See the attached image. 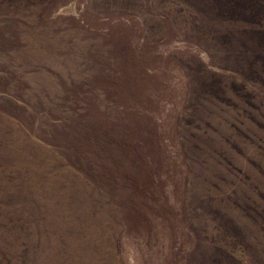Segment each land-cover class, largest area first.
<instances>
[{"label":"rangeland","instance_id":"1","mask_svg":"<svg viewBox=\"0 0 264 264\" xmlns=\"http://www.w3.org/2000/svg\"><path fill=\"white\" fill-rule=\"evenodd\" d=\"M213 12L0 0V264H264V41Z\"/></svg>","mask_w":264,"mask_h":264},{"label":"trees","instance_id":"2","mask_svg":"<svg viewBox=\"0 0 264 264\" xmlns=\"http://www.w3.org/2000/svg\"><path fill=\"white\" fill-rule=\"evenodd\" d=\"M206 3L215 6V15L214 17L218 18H227L229 21H237V22H244L247 25L251 26H257L259 30H250L249 32H244L246 35L245 42H241L240 49L247 52L249 49H247L245 43H248L249 45L253 43H259L263 44L264 41V25L263 20L264 19V0H206ZM213 8V6H212ZM214 10V8H213ZM220 14V15H219ZM224 16V17H221ZM212 18V17H210ZM250 19V20H249ZM216 20V18H215ZM211 22V19H210ZM220 37V38H219ZM225 39H222L224 38ZM218 36V41L221 44V46H238L239 37L237 35L233 37L232 34H227L226 36ZM255 38V40H254ZM227 40V41H226ZM243 47V48H242ZM245 47V49H244ZM258 52L254 53V56H257L261 53L264 54V46H260V49H257ZM246 52V53H247ZM246 58L243 59V61H240V67L243 65L245 68H240L249 70L250 72L255 69L254 63H249V61H245ZM264 61V59L260 60V62ZM251 68V69H250ZM252 73V72H251Z\"/></svg>","mask_w":264,"mask_h":264}]
</instances>
